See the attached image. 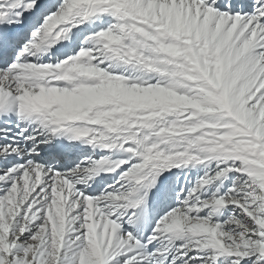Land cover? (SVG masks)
I'll list each match as a JSON object with an SVG mask.
<instances>
[{
  "label": "snow or ice",
  "instance_id": "obj_1",
  "mask_svg": "<svg viewBox=\"0 0 264 264\" xmlns=\"http://www.w3.org/2000/svg\"><path fill=\"white\" fill-rule=\"evenodd\" d=\"M0 264H264V0H0Z\"/></svg>",
  "mask_w": 264,
  "mask_h": 264
}]
</instances>
